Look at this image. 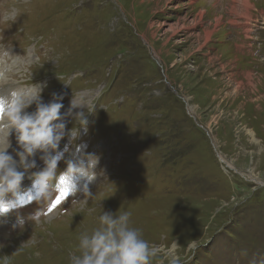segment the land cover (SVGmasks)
Returning <instances> with one entry per match:
<instances>
[{"label":"rangeland","instance_id":"obj_1","mask_svg":"<svg viewBox=\"0 0 264 264\" xmlns=\"http://www.w3.org/2000/svg\"><path fill=\"white\" fill-rule=\"evenodd\" d=\"M248 3L0 0L2 88L39 87L45 102L63 93L62 113L75 95L84 105L66 130L79 133L60 150L85 144L100 158L92 196L69 195L55 218L23 230L9 213L0 256L70 264L79 235L111 210L131 213V226L162 246L152 264L170 255L181 264H264V2ZM65 168L62 159L58 172ZM24 203L22 213L42 206Z\"/></svg>","mask_w":264,"mask_h":264},{"label":"clouds","instance_id":"obj_2","mask_svg":"<svg viewBox=\"0 0 264 264\" xmlns=\"http://www.w3.org/2000/svg\"><path fill=\"white\" fill-rule=\"evenodd\" d=\"M8 71L7 66L0 68V86L7 81ZM41 92L39 87L34 93L0 87V131L7 130L6 137L0 139V225L7 222L9 213H15L13 229L23 230L28 222L38 223L46 214L45 205L47 211H51L52 206L69 195L83 193L85 197L92 196L89 185L97 176L100 162L97 154L82 151L87 147L85 144H76L75 151L70 144H65L60 150L61 141L66 136L72 140L77 138L79 128L67 131V118L84 104L73 95L67 110L62 113L64 94L53 92L51 99L45 102ZM33 104L35 109L28 111ZM75 117L81 118L79 126L87 125L84 111L76 113ZM12 133H15V148L10 140ZM10 148L11 152L8 151ZM38 153H42L39 159L44 163L40 169ZM62 159L66 168L58 172ZM26 177L31 181L27 190L22 186ZM24 201H35L42 206L34 212L22 213L20 209L25 206ZM130 216L129 212L104 211L98 218V227L91 233L79 235V254H70V264H152L163 251L162 246L144 239L142 230L131 226ZM175 246L174 243L172 248ZM0 264H10L9 256H0ZM156 264H163V261L156 260ZM168 264H181V260L170 255Z\"/></svg>","mask_w":264,"mask_h":264},{"label":"bare ground","instance_id":"obj_3","mask_svg":"<svg viewBox=\"0 0 264 264\" xmlns=\"http://www.w3.org/2000/svg\"><path fill=\"white\" fill-rule=\"evenodd\" d=\"M245 4H246V6L247 7H251V5H249V3H248V0H245ZM253 7H255V5H252V8ZM235 10H237L236 8H234ZM243 11H248L247 9L245 10V8L243 9ZM243 15V14H242ZM262 16L264 17V12H262ZM246 17V16H245ZM264 24V23H263ZM208 28V27H207ZM211 33H212V30H205L204 31V33L202 34L203 36V39H204V41H207L209 38H210V35H211ZM202 39V38H201ZM245 48V47H244ZM246 76L247 77H251L252 76V74L251 73H246ZM240 82V81H239ZM240 85V84H239ZM31 90H33V88L31 89ZM63 110L61 109V112H62ZM248 133L250 134V136H252V138L253 139H251L252 140V142H256V141H258V139L255 137V132L254 131H252V132H250V131H248ZM6 135H7V130H3V131H0V139H3V138H5L6 137ZM12 147L14 148L15 146L14 145H12ZM10 150V152L12 151V149L10 148L9 149ZM38 155V154H37ZM221 158H222V160L223 161H226V159L223 157V156H221ZM37 159H38V157H37ZM227 162V161H226ZM252 170H253V172H254V169H253V167L251 168ZM251 170V171H252ZM252 179V178H251ZM1 248V247H0Z\"/></svg>","mask_w":264,"mask_h":264},{"label":"crops","instance_id":"obj_4","mask_svg":"<svg viewBox=\"0 0 264 264\" xmlns=\"http://www.w3.org/2000/svg\"><path fill=\"white\" fill-rule=\"evenodd\" d=\"M261 2H264V0H261ZM238 14H242L241 11H238V12H237V15H238ZM252 30H253V29H252ZM252 30H251V31H252ZM255 34H257V33L255 32ZM248 37H250V35H248Z\"/></svg>","mask_w":264,"mask_h":264}]
</instances>
